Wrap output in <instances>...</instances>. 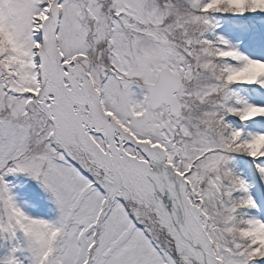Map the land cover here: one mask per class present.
I'll list each match as a JSON object with an SVG mask.
<instances>
[{
	"label": "snow or ice",
	"instance_id": "1",
	"mask_svg": "<svg viewBox=\"0 0 264 264\" xmlns=\"http://www.w3.org/2000/svg\"><path fill=\"white\" fill-rule=\"evenodd\" d=\"M0 264H264V0H0Z\"/></svg>",
	"mask_w": 264,
	"mask_h": 264
}]
</instances>
